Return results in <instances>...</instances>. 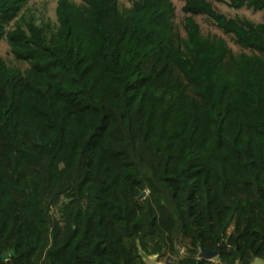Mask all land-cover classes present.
<instances>
[{
    "label": "trees",
    "instance_id": "trees-1",
    "mask_svg": "<svg viewBox=\"0 0 264 264\" xmlns=\"http://www.w3.org/2000/svg\"><path fill=\"white\" fill-rule=\"evenodd\" d=\"M29 1L0 0V41L29 63L0 54V264L264 262V23L58 0L53 25Z\"/></svg>",
    "mask_w": 264,
    "mask_h": 264
},
{
    "label": "rangeland",
    "instance_id": "rangeland-1",
    "mask_svg": "<svg viewBox=\"0 0 264 264\" xmlns=\"http://www.w3.org/2000/svg\"><path fill=\"white\" fill-rule=\"evenodd\" d=\"M57 1L58 0H30L27 3L24 15L26 14L27 18H29V16L33 14L37 19H39V21L44 20L50 22L53 25H56ZM75 1L81 2L82 0H75ZM119 1L122 6H130L133 0H119ZM173 1L176 5V11H177L176 21L181 27V23L184 16L182 12L183 1L181 0H173ZM210 1L214 4L217 10L226 14L227 16L234 17L236 15H239V16L247 17L258 23L259 22L264 23V10L254 11L246 7L235 9L227 4V0H210ZM195 18L201 24L202 31L204 34L216 33L218 35H221L228 41L229 46L235 52H239L242 50L241 47H239L237 44L234 43L231 36L223 34V32L219 28H217L213 23H211L205 16L198 15L195 16ZM0 54L12 67H17L24 70L29 66L28 62H22L15 59L7 39H3L0 41ZM183 251L184 250H182V252Z\"/></svg>",
    "mask_w": 264,
    "mask_h": 264
},
{
    "label": "water",
    "instance_id": "water-1",
    "mask_svg": "<svg viewBox=\"0 0 264 264\" xmlns=\"http://www.w3.org/2000/svg\"><path fill=\"white\" fill-rule=\"evenodd\" d=\"M147 192L143 191L140 196L144 197L146 196ZM14 253V252H13ZM143 258L146 261L147 264H165L163 262L159 261V254L156 255H148L147 253H145L144 251L142 252ZM218 250H210V249H203L201 252V257L199 258V262L201 261V258H206V259H213L214 257H216L218 255ZM9 257V254H4L3 258L6 259Z\"/></svg>",
    "mask_w": 264,
    "mask_h": 264
},
{
    "label": "crops",
    "instance_id": "crops-1",
    "mask_svg": "<svg viewBox=\"0 0 264 264\" xmlns=\"http://www.w3.org/2000/svg\"><path fill=\"white\" fill-rule=\"evenodd\" d=\"M253 264H264V262L261 260H256Z\"/></svg>",
    "mask_w": 264,
    "mask_h": 264
}]
</instances>
